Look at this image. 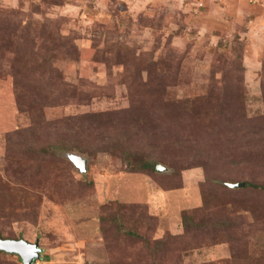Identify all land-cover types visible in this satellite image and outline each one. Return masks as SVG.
<instances>
[{"label":"rangeland","instance_id":"374dc122","mask_svg":"<svg viewBox=\"0 0 264 264\" xmlns=\"http://www.w3.org/2000/svg\"><path fill=\"white\" fill-rule=\"evenodd\" d=\"M185 1L0 0V201L29 202L0 215V232L38 242L35 264H264L263 218L245 212L264 193L223 188L264 184V25L200 33ZM113 136L169 171L130 172L119 150H100ZM38 139L102 147L30 155ZM68 154L87 160L86 173ZM202 188L229 199L214 212L241 224L230 232L237 240L185 231L182 212L202 207ZM128 230L178 249L149 253ZM0 264L24 260L5 253Z\"/></svg>","mask_w":264,"mask_h":264},{"label":"trees","instance_id":"16d2710c","mask_svg":"<svg viewBox=\"0 0 264 264\" xmlns=\"http://www.w3.org/2000/svg\"><path fill=\"white\" fill-rule=\"evenodd\" d=\"M225 101H230L229 98ZM196 102V101H195ZM172 106V105H170ZM180 107H183V111L185 109H189V102L187 99L182 100L179 104ZM166 113L168 111L166 110ZM99 117V115H97ZM114 137V136H113ZM39 139L36 140V146L34 145L29 146L32 147V150L30 151V155L35 156H55V153L57 150L62 151H71V150H77L81 153H88V150L91 146L97 147L99 149L102 147L100 143H94L90 144V142L85 146H81V140H77L76 144L73 146H70L71 144H63L60 146L53 145L51 143H43L40 144ZM139 143L131 142L130 138H124V137H114L111 140H107V143L100 149L102 151H108V150H119L121 153V159L122 162L126 165V167L129 169L130 172H146V173H154L156 172V163L157 160L153 158V153L146 148H144L141 145H138ZM86 149V150H85ZM26 150V147L24 148V152ZM87 151V152H86ZM28 162V161H27ZM29 163V162H28ZM6 187V186H5ZM7 189H11L10 185L6 187ZM229 192L230 194H238L244 191H251L253 193H264V184L255 183L252 181L245 182V186L240 189H231L227 187H223ZM236 190V191H235ZM237 192V193H236ZM201 194L203 197V205L200 209H196L194 211H184L182 212V219H183V227L186 232H189L194 229H201L205 230L207 228H212L214 230H220L221 233H225L227 235H230V232L232 230H236L238 226L241 224H238L237 221L231 220L230 217H223V218H217V215L215 216V210L217 208H220V212L223 213L224 210L227 209L229 205H232L229 202V199H225L224 201L216 202L217 199H213V194L211 191H209L207 188H202ZM228 197V195H227ZM0 196V200H1ZM17 204L19 206V210L27 209V205L29 204L27 198H14L13 196H10V200H6V198L2 201H0V215L5 218V220L12 219L14 216V213L17 212L14 209V205ZM239 207V206H238ZM237 208V206H233V210ZM124 211L128 212H134L139 215H143L147 219L151 220V217H149L145 213V209L138 207V206H124ZM245 212H248L252 215V217L257 220H263L261 223H264V203L257 202L252 200L251 203H247ZM201 213L203 215V218L197 219V214ZM214 214V216H213ZM263 216V217H261ZM257 220V221H259ZM127 222V221H125ZM125 222L120 221L119 226L117 228V231L124 232L125 229ZM260 222V221H259ZM128 224V222H127ZM243 225V223H242ZM126 235L133 237L136 240H143L144 245L146 247V251L153 254H166L173 253L175 250L178 249L177 242H171L168 237H165L164 239H159L155 241H150L145 237V235L138 234L133 231H127L125 232ZM231 236V235H230ZM233 239H236L234 236H231ZM0 240H20L18 238L13 237L10 233L7 235L3 232H0ZM176 240V238H175ZM15 254L10 252H5L0 250V254ZM19 255V254H16ZM254 264L249 259H243L239 258L238 261L234 262L233 264Z\"/></svg>","mask_w":264,"mask_h":264},{"label":"crops","instance_id":"0c3cea01","mask_svg":"<svg viewBox=\"0 0 264 264\" xmlns=\"http://www.w3.org/2000/svg\"><path fill=\"white\" fill-rule=\"evenodd\" d=\"M185 5L189 14L195 16L200 33L219 37L239 22L246 20L249 35L255 34L260 25H264V3L260 1L186 0ZM196 11L198 13L195 14Z\"/></svg>","mask_w":264,"mask_h":264},{"label":"water","instance_id":"95a60500","mask_svg":"<svg viewBox=\"0 0 264 264\" xmlns=\"http://www.w3.org/2000/svg\"><path fill=\"white\" fill-rule=\"evenodd\" d=\"M67 158L81 173H86L87 160L85 158L78 154H68ZM168 171V168L161 164L156 167V172L158 173H166ZM226 185L231 189H240L245 186V182L226 183ZM0 250L19 254L23 258L24 264H35L41 259L42 252L38 242L31 243L23 239L0 240Z\"/></svg>","mask_w":264,"mask_h":264},{"label":"built area","instance_id":"2783aa9c","mask_svg":"<svg viewBox=\"0 0 264 264\" xmlns=\"http://www.w3.org/2000/svg\"><path fill=\"white\" fill-rule=\"evenodd\" d=\"M198 13V11L195 12V14Z\"/></svg>","mask_w":264,"mask_h":264}]
</instances>
